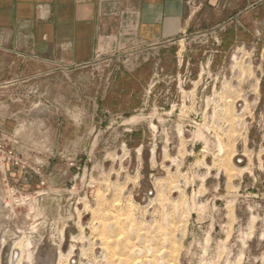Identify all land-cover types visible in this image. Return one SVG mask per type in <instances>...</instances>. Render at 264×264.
Here are the masks:
<instances>
[{"label": "rangeland", "instance_id": "1", "mask_svg": "<svg viewBox=\"0 0 264 264\" xmlns=\"http://www.w3.org/2000/svg\"><path fill=\"white\" fill-rule=\"evenodd\" d=\"M1 100L28 155L19 183L0 158V264H264V27L1 77Z\"/></svg>", "mask_w": 264, "mask_h": 264}, {"label": "crops", "instance_id": "2", "mask_svg": "<svg viewBox=\"0 0 264 264\" xmlns=\"http://www.w3.org/2000/svg\"><path fill=\"white\" fill-rule=\"evenodd\" d=\"M232 24L263 28L264 0H0V78L49 76L97 61L128 60L152 45L163 47ZM143 64L124 68L140 83ZM13 124L0 119V128L9 134L3 135L19 156H27ZM7 171L14 181L25 180L23 169L7 166Z\"/></svg>", "mask_w": 264, "mask_h": 264}, {"label": "built area", "instance_id": "3", "mask_svg": "<svg viewBox=\"0 0 264 264\" xmlns=\"http://www.w3.org/2000/svg\"><path fill=\"white\" fill-rule=\"evenodd\" d=\"M18 154L13 145L10 144V140L0 132V158L6 164H10L14 167H20L24 169V164H19ZM44 182L42 181L41 184ZM14 189V188H11Z\"/></svg>", "mask_w": 264, "mask_h": 264}, {"label": "bare ground", "instance_id": "4", "mask_svg": "<svg viewBox=\"0 0 264 264\" xmlns=\"http://www.w3.org/2000/svg\"><path fill=\"white\" fill-rule=\"evenodd\" d=\"M135 119V118H134ZM127 120H129V119H127ZM132 120V119H131ZM30 243L28 242V245H29ZM30 248V247H29Z\"/></svg>", "mask_w": 264, "mask_h": 264}]
</instances>
